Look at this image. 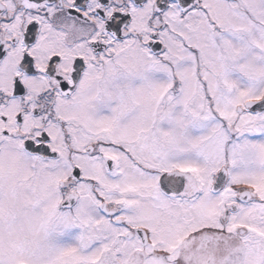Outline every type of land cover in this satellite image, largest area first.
I'll list each match as a JSON object with an SVG mask.
<instances>
[{"label":"snow or ice","instance_id":"1","mask_svg":"<svg viewBox=\"0 0 264 264\" xmlns=\"http://www.w3.org/2000/svg\"><path fill=\"white\" fill-rule=\"evenodd\" d=\"M0 264H264V0H0Z\"/></svg>","mask_w":264,"mask_h":264}]
</instances>
